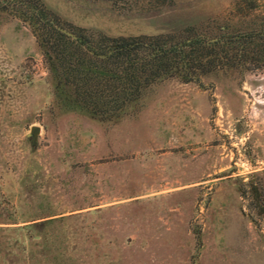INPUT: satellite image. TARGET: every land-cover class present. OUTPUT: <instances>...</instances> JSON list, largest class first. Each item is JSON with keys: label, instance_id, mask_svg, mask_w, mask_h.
Instances as JSON below:
<instances>
[{"label": "rangeland", "instance_id": "1", "mask_svg": "<svg viewBox=\"0 0 264 264\" xmlns=\"http://www.w3.org/2000/svg\"><path fill=\"white\" fill-rule=\"evenodd\" d=\"M34 1L61 33L0 10V264H264V0Z\"/></svg>", "mask_w": 264, "mask_h": 264}, {"label": "trees", "instance_id": "2", "mask_svg": "<svg viewBox=\"0 0 264 264\" xmlns=\"http://www.w3.org/2000/svg\"><path fill=\"white\" fill-rule=\"evenodd\" d=\"M14 3H16L17 5H14ZM8 5H11L13 7V15L21 18L22 20H28L29 22H31V25H33V31L37 33V35H40L42 30H46L49 32L56 31L57 33H61L55 27V23L47 16L46 10L34 0H0V10L8 8ZM40 19H42V21H39ZM216 42L217 40H212L206 41V43L204 42V44L211 45ZM144 43L147 45H151L150 42H144L142 40H139L138 38L135 40L121 37L113 44H110L109 49H111V51L106 54L104 58H111L112 56L124 54L127 56V60L129 61L132 58L129 57V54L132 51H135L139 46H143ZM195 44H198L199 46L202 45L203 42L199 39L189 41L187 43V45L189 46V50H192ZM151 46L153 50L147 58V62L149 63V65L156 68L161 66V64L167 62V60H170L172 56L174 57L178 55V53H183V48L181 45H171L170 48L167 49L163 48V46L159 43H157L156 46L153 44ZM178 56L179 57L175 59L174 63V68L177 70L181 68L184 69L185 67L190 69V67L195 64H191L189 61H187V59L185 60L184 54H179ZM208 62L209 61H206L204 65ZM198 63L197 65H200ZM201 71L204 72V68L201 69ZM241 193L247 196L249 203L256 213H264V185L260 178L257 177L255 181L253 180L245 183V188H242Z\"/></svg>", "mask_w": 264, "mask_h": 264}, {"label": "water", "instance_id": "3", "mask_svg": "<svg viewBox=\"0 0 264 264\" xmlns=\"http://www.w3.org/2000/svg\"><path fill=\"white\" fill-rule=\"evenodd\" d=\"M37 126H35V125H31L30 127H29V130L32 132V133H35L36 131H37Z\"/></svg>", "mask_w": 264, "mask_h": 264}]
</instances>
